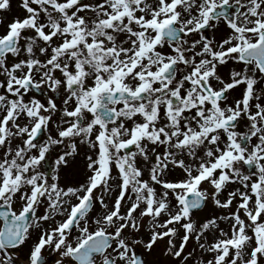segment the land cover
I'll use <instances>...</instances> for the list:
<instances>
[{
  "label": "snow or ice",
  "instance_id": "1",
  "mask_svg": "<svg viewBox=\"0 0 264 264\" xmlns=\"http://www.w3.org/2000/svg\"><path fill=\"white\" fill-rule=\"evenodd\" d=\"M0 0V264H264V0Z\"/></svg>",
  "mask_w": 264,
  "mask_h": 264
},
{
  "label": "rangeland",
  "instance_id": "2",
  "mask_svg": "<svg viewBox=\"0 0 264 264\" xmlns=\"http://www.w3.org/2000/svg\"><path fill=\"white\" fill-rule=\"evenodd\" d=\"M20 3V0H13V12L10 14H7L9 19L13 18L16 15H22V12L18 9V5ZM150 264H155L158 260H167V258L163 257L162 253L158 250L155 254V256H149L147 257Z\"/></svg>",
  "mask_w": 264,
  "mask_h": 264
}]
</instances>
